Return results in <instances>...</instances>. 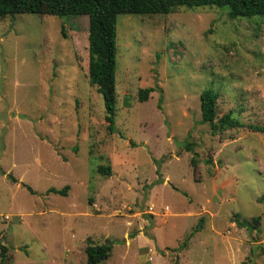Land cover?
Segmentation results:
<instances>
[{"label":"rangeland","instance_id":"374dc122","mask_svg":"<svg viewBox=\"0 0 264 264\" xmlns=\"http://www.w3.org/2000/svg\"><path fill=\"white\" fill-rule=\"evenodd\" d=\"M227 11L118 17L114 132L88 17L0 20V264H87L89 241L102 264H264V135L201 122L213 89L218 119L264 123V17Z\"/></svg>","mask_w":264,"mask_h":264},{"label":"trees","instance_id":"16d2710c","mask_svg":"<svg viewBox=\"0 0 264 264\" xmlns=\"http://www.w3.org/2000/svg\"><path fill=\"white\" fill-rule=\"evenodd\" d=\"M217 7L227 9L230 19L264 17V0H0V20L6 17L14 18L19 14H39L42 16H57L60 18H89V81L102 96L106 112V121L110 132L115 131L117 105V50H118V17L120 15H168L178 8L193 10L195 8ZM62 35L67 33L62 29ZM155 90L152 88L139 91V101L147 102ZM218 94L208 89L201 95L202 123L212 126L213 134L217 135L230 129L247 128L264 135L263 125H244L232 113L218 119ZM186 149L191 150L188 146ZM194 167L197 166L193 159ZM100 173L108 175L110 168L100 167ZM12 181L16 182L15 179ZM31 193L33 189L28 187ZM69 186L63 189L51 188L47 194L68 196ZM264 202V198L262 199ZM240 228L252 232H260L261 218L254 217L250 222L238 219ZM203 227L200 221L197 231ZM189 239L186 241L188 242ZM187 245V244H186ZM185 245V246H186ZM113 244H94L89 241L86 248L87 264H102L113 252ZM7 249L2 246L1 257L5 262Z\"/></svg>","mask_w":264,"mask_h":264}]
</instances>
